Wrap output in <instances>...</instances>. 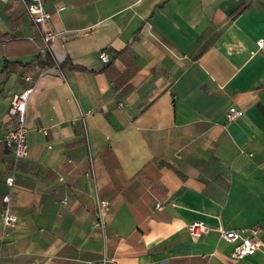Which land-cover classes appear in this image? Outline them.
<instances>
[{
	"label": "crops",
	"instance_id": "1",
	"mask_svg": "<svg viewBox=\"0 0 264 264\" xmlns=\"http://www.w3.org/2000/svg\"><path fill=\"white\" fill-rule=\"evenodd\" d=\"M41 2L57 34L44 68L20 1L0 0V211L11 175L16 215L0 264H264L218 231L264 241V0ZM29 86L14 160L9 98Z\"/></svg>",
	"mask_w": 264,
	"mask_h": 264
},
{
	"label": "built area",
	"instance_id": "2",
	"mask_svg": "<svg viewBox=\"0 0 264 264\" xmlns=\"http://www.w3.org/2000/svg\"><path fill=\"white\" fill-rule=\"evenodd\" d=\"M23 10L31 23L33 28L38 33V52L50 55V43L56 37V32L45 28L50 14L44 9L41 0H19ZM60 9V8H59ZM255 50L264 53V38H260L255 42ZM98 58L106 62L107 55L100 51ZM25 80L30 81L29 76L24 77ZM32 91V86L24 88L18 93H13L9 98L8 113L12 117L13 125L9 128L2 137L3 144L10 149L14 160L22 159L27 154V145L25 141V126H24V112L25 107ZM242 111L236 106H230L225 111V116L228 121H233L240 116ZM7 186L6 193L2 196L4 202L0 211L1 225L4 230H10L14 227L16 222V215L9 207L10 189L12 186V176L8 175L4 179ZM94 207L96 215V224L102 230L104 227L103 215L109 210V201L101 198L98 195L94 197ZM157 208H161L160 203L156 204ZM189 233L193 237L200 236L209 230V227L200 222L194 221L187 225ZM219 235L225 241L231 244L230 256L235 259H241L257 250L264 249V241L260 236L261 229L258 226L248 229L246 235H242L240 230L218 228ZM101 264H117L113 259L102 258Z\"/></svg>",
	"mask_w": 264,
	"mask_h": 264
},
{
	"label": "trees",
	"instance_id": "3",
	"mask_svg": "<svg viewBox=\"0 0 264 264\" xmlns=\"http://www.w3.org/2000/svg\"><path fill=\"white\" fill-rule=\"evenodd\" d=\"M51 64L52 62L50 61L47 54L41 55L40 53H38L35 57V65H37L39 68H44L50 66Z\"/></svg>",
	"mask_w": 264,
	"mask_h": 264
}]
</instances>
